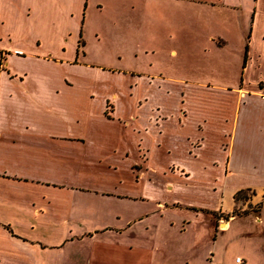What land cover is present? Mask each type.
Listing matches in <instances>:
<instances>
[{"label": "crops", "instance_id": "obj_1", "mask_svg": "<svg viewBox=\"0 0 264 264\" xmlns=\"http://www.w3.org/2000/svg\"><path fill=\"white\" fill-rule=\"evenodd\" d=\"M47 1L19 8L0 0V26L13 25L0 34V264H197L193 250L176 259V242L165 235L190 237L191 248L204 238L213 243L191 207H214L225 191L229 205L237 190L264 189V0H177L198 15L195 24L217 51L228 47L231 31L240 37L232 83L204 88L200 80L143 72L154 79L137 80L133 90L80 60L86 0H49L67 18L76 10L70 45V33L58 38L45 20ZM186 186L191 194L174 196ZM121 204L130 208L126 217ZM126 234L136 239L127 250L95 255ZM204 244L198 264L221 263ZM246 257L233 263L250 264Z\"/></svg>", "mask_w": 264, "mask_h": 264}, {"label": "rangeland", "instance_id": "obj_2", "mask_svg": "<svg viewBox=\"0 0 264 264\" xmlns=\"http://www.w3.org/2000/svg\"><path fill=\"white\" fill-rule=\"evenodd\" d=\"M8 1L18 4L19 8L24 3L34 8L42 0ZM56 2L59 3V0ZM48 3H50L49 0L46 4ZM0 8H3L2 4ZM46 8L45 20L59 29L58 38L63 39L61 31L70 33L64 36L70 45L74 41L76 10H73V16L67 18L63 10L56 13L49 4ZM83 13L82 39H80L83 46L78 52L80 60L91 68L97 67L98 70L108 71L113 75L112 81H121L119 85L122 84L129 90H133L137 86V80L141 78L151 83L154 77L144 75L143 72L175 79L200 80L206 82L204 88L209 87V84L232 83V76L236 72L237 65L234 62L236 57L233 50L239 48L240 37L236 32L231 31L228 47L224 48V51H217L213 43L207 39L208 31L202 30L195 24L196 21L198 22V15L180 1L86 0ZM36 17L39 20V17ZM10 27H13L10 22L0 26V34ZM209 28L216 31L215 33H221L214 25L208 24L207 30ZM41 32L50 44L52 42L50 36L44 31ZM171 49L174 53L170 52ZM227 56L228 59L225 62ZM97 81L101 83V87H105L104 79ZM212 97V94H207L204 98L211 102ZM179 99L182 101V94ZM112 109L111 102L107 101L105 104L107 116L112 113ZM110 132L115 136L119 134L118 130ZM132 172L136 180L141 179L143 171L140 166L135 164ZM226 186L230 188L231 182L228 181ZM189 193L191 194L190 188L186 186L177 189L174 196L181 198V196H188ZM229 200L228 191H225L222 194V203L218 201L214 207L199 205L191 207L195 213H200V217L207 226L206 228L203 225V231L208 229L209 238L213 243L209 241L208 244L204 238L198 246L191 248V246L187 247L190 237L181 238L176 231L173 235H165L170 240V244L176 242V245L171 248V250H177L176 253L174 252L176 259L186 255V251L181 252V250H193L195 253L199 252V256L193 259V262L198 264L206 243L207 247L213 250L214 261L234 264L235 255L244 257L249 255L251 256L250 264H264V231L262 234L257 232L264 230V201L261 194L256 195L255 190L245 189L237 200L232 198V202L227 205ZM149 204H144V209H148ZM118 209L122 217L130 214V208L123 204ZM259 218L262 228L258 225ZM224 223L225 228H223ZM201 229L202 227L197 232ZM118 239L117 244L111 241V246L98 245L97 250L94 251L95 255L101 258L108 256L106 258L110 259L112 254L127 250L124 249L126 244L136 241L135 236L129 234ZM147 240H149L148 234H145L143 241L142 238L138 240V248L133 252V259L136 260V257L141 255L139 253L146 249ZM152 248L151 250H155L159 247L153 245ZM160 249L165 250L162 247ZM81 254H88V250H81ZM112 260L114 262V259ZM245 260L247 263L248 258L246 257ZM179 263L180 260L176 262V264ZM169 264H175L174 260H170Z\"/></svg>", "mask_w": 264, "mask_h": 264}, {"label": "trees", "instance_id": "obj_3", "mask_svg": "<svg viewBox=\"0 0 264 264\" xmlns=\"http://www.w3.org/2000/svg\"><path fill=\"white\" fill-rule=\"evenodd\" d=\"M244 191H245V189L237 190V191L233 194V200H237V199L239 198L240 194H241L242 192H244ZM243 196H244V195H243ZM261 198H262V200L264 201V189H263V191H262V193H261Z\"/></svg>", "mask_w": 264, "mask_h": 264}, {"label": "built area", "instance_id": "obj_4", "mask_svg": "<svg viewBox=\"0 0 264 264\" xmlns=\"http://www.w3.org/2000/svg\"><path fill=\"white\" fill-rule=\"evenodd\" d=\"M234 261L235 262H240V258L239 257H236L235 259H234ZM210 264V263H209ZM215 264H222V263H215Z\"/></svg>", "mask_w": 264, "mask_h": 264}, {"label": "bare ground", "instance_id": "obj_5", "mask_svg": "<svg viewBox=\"0 0 264 264\" xmlns=\"http://www.w3.org/2000/svg\"><path fill=\"white\" fill-rule=\"evenodd\" d=\"M225 227H226V225L224 224L223 228H225Z\"/></svg>", "mask_w": 264, "mask_h": 264}]
</instances>
